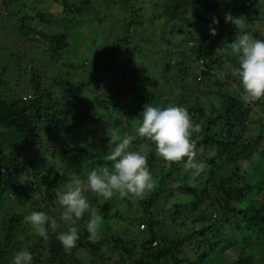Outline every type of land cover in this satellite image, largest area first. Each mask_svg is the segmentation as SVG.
I'll list each match as a JSON object with an SVG mask.
<instances>
[{"label":"trees","instance_id":"16d2710c","mask_svg":"<svg viewBox=\"0 0 264 264\" xmlns=\"http://www.w3.org/2000/svg\"><path fill=\"white\" fill-rule=\"evenodd\" d=\"M131 1H101L106 11L121 6L120 28L115 34L105 33L101 44L78 66L65 62V56L71 48L68 43L71 34L66 30L50 36L46 31L39 32L40 38L49 41L43 54L48 57L49 64L42 62V57L38 55L33 61L27 62V48L18 51L22 56L12 54L10 59L15 58L16 64L13 78L18 84L29 83L27 88L30 92L24 93L23 97L32 96L30 100L23 101L22 98L15 99L9 95L11 91L6 79L11 72L8 65L0 68V200L6 191L17 196L15 182L21 175L23 165L20 151L32 148L42 133L51 135L55 142L64 132L72 134L71 141L64 145L55 146L46 141L45 147L39 150V161H33L28 167L38 186L55 187L59 177L67 183L71 174L76 173L83 180L88 171L98 166L111 167V162L106 159L111 151L108 137L113 132L123 137L121 129L125 127L124 124L139 119L144 105H180L188 110L195 122L197 117H202L206 112L207 104L210 116L200 126L201 132L193 137L197 145V158L205 165L199 176L193 179L183 171L182 165L168 166L155 155V146H152L153 151L149 153L148 159L150 171L155 178L159 172L165 174L151 195L137 201L142 217H122L128 220V226L133 227L136 222L146 225V230L140 232L143 236L140 246L136 245L140 237H132L128 228L119 234H112L108 228L111 218L120 216L118 207L121 203L118 198L99 205L97 195L88 190L84 194L91 203L90 207L96 206L97 213L103 217L102 235L104 239L108 236L111 240L110 250L116 258L114 264H264V200L254 199L252 203L246 201V196L254 190L264 188V177L258 182H247V171L241 167L242 162L252 164L254 154L264 164V119H260L257 125L255 138L244 136L251 127H256V122L251 119L254 107L261 108L264 113V99L246 105L242 99L220 92L226 85L237 81L229 75L236 60L226 52L218 55L222 52L218 50L224 47L225 42H233L239 32L247 30L255 37L262 35L264 25L258 22L264 16L261 12L264 3L261 0H248L245 5L237 0H227L230 7L227 6L224 12L217 10L214 0H155L162 2L160 8L167 21L165 26L161 24L162 40L166 34L169 40L174 39V28L178 27L182 41L177 44L178 53L166 51L167 54L161 56L164 75L158 78V74L153 71L148 73L147 79L142 80L138 70H141V66L135 64V59L141 56V45L155 47V42L149 36L143 35L141 38L138 35L156 26L152 20L146 27V22L141 19L143 10L129 7ZM59 3V17L71 19L81 17L87 11L96 12L101 15L97 28L108 30V17L93 8L94 0H61ZM191 3L195 6L193 14L189 10ZM10 4L8 0L3 1L6 11L3 13H6L7 18L0 23L1 28L6 31L8 25L5 22L10 23L13 18L10 24L18 29L19 39L36 32L34 26L25 25L27 17L19 19V12L12 14ZM248 11L260 17H248ZM188 12H191L192 17L186 18ZM227 13L234 18H245L244 28L238 32L234 24L227 23ZM14 18L18 19L20 25ZM50 18V13L39 12V19L43 23H49ZM213 18L219 21L218 26L214 25L217 35L212 37L208 34L198 39L196 34L200 23L205 21L208 29ZM262 37L264 39V34ZM27 39L24 44L29 46ZM100 48H105L108 53L102 54ZM7 51L9 48L0 43V52ZM121 53L127 56L124 62L120 60ZM145 55L149 61L146 66L152 71V60L156 54L148 52ZM55 66L63 67L64 70ZM216 73H223L224 77L219 80ZM192 75L199 82L195 88L190 85ZM76 77L77 82L73 81ZM159 81L164 90L156 91ZM68 95L71 98L67 99ZM68 107L74 109L73 114ZM92 113L96 115L93 117ZM95 129L98 130V138L91 139L90 133ZM128 133V136L133 134L131 130ZM26 164L28 160H25ZM54 201L48 195L43 203L36 200L32 206L37 211H43L45 205L56 208ZM167 205L169 208L163 210L162 218L156 220L160 215V207L165 208ZM112 210H115L113 215ZM56 217L59 221L60 213ZM89 218L86 213L78 222L80 239L71 252L64 251L55 234H51L46 243L38 237L39 242L28 249L33 254V264H85L82 255L78 257L79 251L93 255L94 251L102 250L105 243V240L98 239L95 247L88 245L85 227ZM186 224L187 231L165 233L169 226L184 227ZM63 230H66V226L61 222L59 231ZM23 231L24 219L20 214L13 212L4 216L0 227V264H5L7 259L10 263L9 258L19 251L18 238ZM154 243L155 246H152Z\"/></svg>","mask_w":264,"mask_h":264},{"label":"rangeland","instance_id":"374dc122","mask_svg":"<svg viewBox=\"0 0 264 264\" xmlns=\"http://www.w3.org/2000/svg\"><path fill=\"white\" fill-rule=\"evenodd\" d=\"M3 1L4 0H0V8L2 10L0 12V23H2L4 18H7L6 13H3V12H6L4 11ZM8 1H10L11 3L9 8H11L12 14H16L17 12H19V19H21V17H27V20L24 21L25 25L30 24L34 26L35 31H36V32L29 33V35L27 36L28 39L25 38L29 42V46H27L26 44H24L25 39L23 38L19 39L20 34H19L18 29L13 28L12 24H10L13 18L11 21H9L10 23L5 22L6 25H8V29L6 31H4V28L3 27L1 28L0 26V43H2L3 47L9 48V51H7V53L0 52V68L7 66V65L9 66V70L11 73L7 77L6 82L8 83L7 85H9V88L11 91L9 95L13 96V98L15 99L22 98L23 100L24 93L26 94V93H29L30 91H28V88H27V85L29 86V83H27V85L23 82H20V84H18L16 83V80L13 78L14 77L13 73H15L16 64H15V58L10 59L12 54L20 55L19 52L24 51L27 48L29 49L28 53L26 54L27 62L33 61V59L35 58V55L36 56L38 55L42 57V62H44L45 64H49L48 57L46 55H43L45 50L48 48L49 41L40 38L39 32L43 33V31H46L48 36L54 33H57L59 31H63V30H66V32L70 33L71 36L68 37V43L71 48L69 49L70 52L67 53V55L65 56L66 58L65 62L78 66L84 62L83 59H85L87 55H91V53H93V50L95 49L97 45L101 44L102 39L105 37V33L106 34L116 33L117 29L120 28L118 26V23H120L122 20L121 18L122 11L120 10L121 6L114 7V10L111 9L110 11L109 10L106 11L105 10L106 7H104V4L102 3L103 0H94L93 8L95 10H98V13H101L102 15H105L108 17L107 21L110 26L108 25L109 28L107 31L105 30L102 31L99 27H98L99 29L97 28V26L99 25L98 19L101 17V15L100 16L99 14L97 15L96 12L88 13L87 11L81 17H76V18H71V19L65 16L59 17L60 16L59 15L60 13V8H59L60 3L59 2L61 0H8ZM154 1L155 0H151V1L150 0H132L129 5V7L130 6L132 7V9H135L138 11L143 10L141 19L143 20V22L144 21L146 22V27L150 25L149 23L152 22V20L154 21L155 26H156V27L148 28L147 33H144L143 31H141L139 32L140 34L138 35V36L141 35V38L143 37V35H145V37L149 36V39L155 42V47L148 45V44L141 45V56L140 58L135 59V64L138 66H141L140 67L141 70L138 67L137 68L141 72L142 80L147 79L149 77L148 73L151 74L153 71L155 72L154 74L156 73L158 74V78L164 75V67L161 65L162 63L160 62L161 56H163V54L165 53L167 54V52L168 53H178L177 44H179V42L182 41L181 39L182 35H180L178 27L174 28L175 36H176L174 38L175 40L173 38L169 40L168 39L169 36H166L167 34L165 35L164 40H162V32L160 31V29L162 28L163 25L164 26L166 25L167 21H166V17L162 15V10L160 8V5H162V2H154ZM237 1L238 3H244L245 5L248 2V0H237ZM214 2L217 5L218 11L220 10V11L226 12V7L227 6L230 7L227 0H214ZM261 3H264V0H261ZM261 7H262L261 12L263 14L264 7L263 6ZM189 10L191 12L192 10H195V6L193 5V3L189 5ZM40 11L44 13H50L51 20L49 21V23H45V22L43 23V21L39 19ZM191 12H188L186 18L192 17L193 12L192 14ZM248 15H249L248 17H251V18L260 17L257 15L255 16V13L253 11H248ZM30 20H32V22L29 23ZM15 22L18 25H20L19 24L20 22H18V19H15ZM177 24L179 25V21H177ZM258 24L264 25V16H263V19H261V21L258 22ZM207 26L208 25L205 23V21L200 23L199 30L196 34V37L198 39H201L209 34V28L207 29ZM22 29L23 28H21V30ZM263 34H264V29L262 30V35ZM262 35L261 36L259 35L256 38L263 39ZM29 36L31 39L29 38ZM94 41L96 42L95 45L92 44V42ZM181 51L183 52V50ZM221 51L222 52L218 53V55L219 54L223 55V53H225L223 50ZM100 52L102 54L108 53V51H106L105 48H103V50H101L100 48ZM148 52L152 53V55L156 54L154 59L152 60L153 61L152 71L149 66H146V63L149 61L147 60V56L145 54ZM121 57H122L120 58L121 62H124L127 56L125 53H121ZM88 65L89 63L85 64V66H88ZM55 67L57 69L60 68L64 70L63 67H58V66H55ZM50 72H52V69H50ZM216 74L218 75V73ZM194 75H192L189 80H190V85H192L195 88L196 85H199V82L198 80L197 81L195 80ZM216 78L220 80L218 76H216ZM77 79L78 77H76L73 81L77 82ZM12 80H15V82H12ZM158 83L159 85L156 88V91L164 90V87L162 86V82L159 81ZM54 90L55 89L52 87V91ZM220 92H224V94H226L227 96L233 95L239 99H241V96L243 95L242 87L238 80L236 82H232L226 85L223 91L221 90ZM212 94L214 96L215 92L213 91ZM69 98H71V95L67 96V99ZM27 99H31V98H27ZM211 99L213 100V98ZM163 102L165 103V101ZM215 102L217 103L218 101H215ZM205 103L207 102L205 101ZM205 106L207 108L206 112L202 114V117L201 116L197 117L194 122L195 124H199L200 126L206 120V118L210 116V108L207 106V104H205ZM68 110L70 113L73 114L74 109L72 108L70 109L68 107ZM251 114H252L251 119L256 122V127H251L250 130L246 132L244 136L247 138L256 137L258 133V131H256L257 125L260 119H264V113L262 112L261 108L254 107V110ZM95 115H96L95 113H92L93 117ZM139 120L140 118L133 119L128 124H124L125 127L121 129L123 130L124 136L129 135L128 130L132 131L133 133L132 136L135 137V139L132 142L133 150H135V148L138 146L137 143H141V141H144V139L140 138L136 132V129L139 124ZM126 126H127V129H126ZM94 127L96 128L97 124H95ZM47 128L48 127H45V129ZM52 132L54 131L52 130ZM0 133H2V130H0ZM71 135H69L68 132H64L62 133V135H60L58 142H55L51 138V135H49L48 133H42L39 136L38 140H36L37 142H42V144H38L37 142H35L32 148L30 147L28 149H24L20 151V161L23 162V165L21 166V175L19 179L15 182L17 196H15L14 194L8 193L7 191L2 193L1 200H0V227L2 226V222L6 214L15 212L17 214H20L24 219V217L30 214L32 211H37L36 207L32 206V204L36 200L43 203V200L46 199L48 195H50L55 200L54 192L61 191L65 188L68 182L67 183L63 182V180L60 177L57 180V183H56L57 186L55 187L54 186L48 187L45 185L41 186L40 184L38 186L36 179L32 176V173L30 170H28V167L30 166V163H32L33 161H39V155L41 153V151L39 150L45 147L46 141L49 144L51 143L52 145H55V146L64 145L65 143H68L69 141H71ZM90 135H91V139H97L98 130L96 129L93 130L90 133ZM78 140H79V137H78ZM25 160H28V164H26L27 166L25 165ZM251 161H252V164H250L249 162H242V165H241L243 171H247L246 181L250 183L251 182L254 183V182L263 180L264 164H262V162L259 161L257 154L253 155ZM164 174H165L164 172H159L157 174V177L156 178L154 177L157 183L159 182V179L163 177ZM49 176L53 179L55 178L54 175H49ZM86 190L87 189L85 187V191ZM26 195L29 198H27ZM123 199L118 198V200L121 203L118 207L119 208L118 213L121 217L116 216V218H111L108 224L109 225L108 228H110L111 230L110 232L112 234L122 233L125 228H128L131 232L130 234L133 235L132 237H136V236L140 237L136 242V245L138 247L140 246V243H141V237H143L140 235V232H144L146 230V225L140 222H136L133 227L127 225L128 220L124 218H127L129 216V217L137 219L139 217H142V214L140 212L137 200L128 199V198H123ZM254 199L259 200V201L264 200V188L262 190L256 189L250 195L246 196L247 202L252 203L253 201H255ZM96 201L99 205L106 202L102 197H99V196L96 198ZM54 202L57 205L56 208L55 207L51 208L49 205H45L42 208H44L43 211L45 213L57 219L56 217L57 213L61 214L62 210L60 209L57 201L55 200ZM89 204L91 203L89 202ZM91 206H95V204ZM93 208L96 211L98 210L96 206ZM168 208H169V205L165 206V208L160 207L159 214L161 215L163 210L165 211ZM111 213L112 215L115 214V210H112ZM160 215L156 217V220L160 219V217L162 218V215L161 216ZM163 215L166 216L165 214ZM187 228H188L187 224L184 227H180V226L170 227L169 226L168 228L165 229L166 230L165 233L172 234L173 232H177V231L184 232V231H187ZM59 229L60 227L58 228L57 231H59ZM85 230H87V227H85ZM102 234L103 233L101 230L100 238L98 241L105 240V243H103L104 245L102 246V250H100L99 252L94 251L95 254L93 253V255L92 254L88 255L82 250L79 251L78 257H79V254L82 255V257L85 259L83 261H86L85 264H114V261L116 260V258L112 254L113 252L110 250L111 240L109 239L108 236H106V238L104 239ZM38 242H39L38 237L30 230V226L27 225L24 221V231L20 233L19 238H18V243H19L18 249L19 250L23 248L31 249ZM88 245L89 246L93 245V247H95L96 241L95 242L89 241ZM152 246H155V243ZM137 251L138 250H136V252ZM12 257L9 258V261H11ZM5 264H10L8 263V259L5 261ZM215 264H218V263H215Z\"/></svg>","mask_w":264,"mask_h":264},{"label":"clouds","instance_id":"9594fccd","mask_svg":"<svg viewBox=\"0 0 264 264\" xmlns=\"http://www.w3.org/2000/svg\"><path fill=\"white\" fill-rule=\"evenodd\" d=\"M225 21L232 23L238 29L244 28L246 20L243 17L234 18L230 13L225 14ZM219 21L215 18L209 25V35L215 37ZM236 60L229 75L238 80L241 87L242 102L246 105L254 104L264 99V39L256 38L251 32H239L231 43L225 42L222 49ZM223 78L224 74H218ZM31 96L24 97L27 101ZM137 135L146 142L140 143L135 150L132 149L133 136H119L113 132L108 137L111 151L106 159L111 167L98 166L81 176L73 173L70 181L61 191H55L54 197L61 211L59 221L44 211H32L24 217L30 230L43 242L55 234L56 240L64 251L71 252L80 239L78 222L89 214L87 221L88 239L95 242L100 238L103 217L90 207L85 193V187L91 193L102 197L105 201L114 198H128L143 200L151 195L158 187L149 165V153L153 151L157 157L168 166L182 165L183 171L189 173L194 179L199 176L205 165L198 160L197 145L194 135L201 132L199 124H195L188 110L180 105L164 107L154 106L150 103L144 105L136 129ZM66 230L57 231L60 223ZM10 264H33V254L23 248L14 253Z\"/></svg>","mask_w":264,"mask_h":264}]
</instances>
